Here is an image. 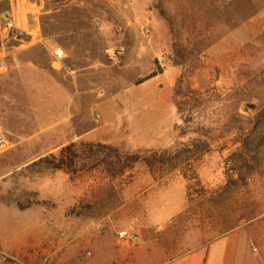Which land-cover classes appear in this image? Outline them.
Masks as SVG:
<instances>
[{
	"label": "rangeland",
	"instance_id": "obj_1",
	"mask_svg": "<svg viewBox=\"0 0 264 264\" xmlns=\"http://www.w3.org/2000/svg\"><path fill=\"white\" fill-rule=\"evenodd\" d=\"M218 1L0 0V100L7 99L5 105L11 107L9 129L0 126L7 140L0 153V264H102L118 253L116 243L129 251L133 242L120 238L118 231H133L142 221L146 183L140 177L150 173L143 163L134 165L130 178L127 173L110 177L100 168L69 174L37 163L60 148L52 127L46 134L37 132L36 114L29 108L34 104V71L25 80L16 68L28 56L46 71L68 69L75 75L76 93L77 73L85 69L90 116L80 117L77 127L93 128V133L121 125L130 132L132 123L144 122L145 99L172 72L149 76L178 67L177 134L168 148L185 151L180 169L150 174L157 180L181 171L198 174L206 157L218 151L212 163L222 171V183L202 185V190L191 180L187 231L182 235L168 227L165 237L176 241L173 252L180 253L182 236L211 240L218 229L236 223L227 233L240 232L255 244L247 227L257 222V234L264 238V218L253 220L264 213V0ZM222 2L218 15L213 10ZM5 10L13 13L12 30L3 26ZM166 17L179 32V47L172 45ZM191 23L215 38L199 52L182 51V42L189 40V47L192 42L183 25ZM56 46L64 50L61 58L53 54ZM34 47L35 53H26ZM119 47L123 52L114 53ZM103 102L110 108L99 106ZM133 136L140 144L149 142L144 134ZM162 232L141 230L146 239L161 240Z\"/></svg>",
	"mask_w": 264,
	"mask_h": 264
},
{
	"label": "crops",
	"instance_id": "obj_2",
	"mask_svg": "<svg viewBox=\"0 0 264 264\" xmlns=\"http://www.w3.org/2000/svg\"><path fill=\"white\" fill-rule=\"evenodd\" d=\"M36 50L37 48L34 47L26 53H35ZM31 59L29 56L20 59L16 68L20 71L21 78L25 80L30 78V70L34 71V104L29 108L35 111L38 133L50 132L49 127L54 129L51 134L59 137V144L55 146L56 148H61L72 141H99L125 149L166 148L174 143L177 134L174 85L179 74L178 67L170 65L158 72L157 75L160 76L170 70L172 78L162 88L153 90L151 95L145 99L146 120L144 122L132 123L130 132L121 125L118 130L103 126L99 128V131L93 133V128L78 130L77 127L80 117H84V114L87 118L90 116V90L89 85L85 86L84 83V79L88 80L89 75L85 69L77 73L76 78L79 86L76 93L75 75L69 74L68 69L55 72L46 71L45 67ZM80 81H83L82 85H80ZM25 90L27 91V88L23 87L24 92H26ZM6 101L7 99L0 100V126L2 129H9L10 124L7 110H10L11 107L5 105ZM99 106L105 109L110 108L107 102L100 103ZM130 134H132L131 137H129ZM137 134L146 135L149 142L138 143L133 136ZM219 154L217 151L210 155L211 157H206L198 168V180L206 188L207 185L216 187L222 183V171L216 170L214 164L218 160ZM208 158L211 159L208 160ZM140 178L146 183V193L143 201V219L136 222L133 228V232L138 235V241L133 242L129 251L124 249L121 242L116 243L118 253L114 255L113 259L108 257L102 264H264V238L257 234L260 227L257 222L247 227L248 231L253 233L255 244H251L250 240L243 238L240 232L231 235L234 232L232 230L205 241L202 237L189 236L190 238H185L182 236V244H180L182 252H173L177 243L172 237H165L170 235L166 229L169 227L171 232L172 229L178 228L182 235H185L187 231L185 214L189 205L188 180L181 173H174L161 180L154 179L150 173H145ZM213 204L212 201L211 207L215 211L216 208ZM260 218H264V213L258 214L253 220L256 221ZM142 228H150L156 233L162 230L164 236L161 240L158 238L146 239L141 233Z\"/></svg>",
	"mask_w": 264,
	"mask_h": 264
},
{
	"label": "trees",
	"instance_id": "obj_3",
	"mask_svg": "<svg viewBox=\"0 0 264 264\" xmlns=\"http://www.w3.org/2000/svg\"><path fill=\"white\" fill-rule=\"evenodd\" d=\"M224 1V3H226V0ZM231 1L235 2V0ZM224 3L222 5L217 4L215 6V10L213 11L217 12L218 15H221L222 8L225 7ZM160 12L162 15L166 16L162 8H160ZM166 19L170 24L173 40L172 45L174 48H176L177 46L179 47V32L173 28L171 18L166 17ZM186 26L183 25L185 30L188 31V36L192 38V42L190 43V47L189 40L186 44H183L182 42V51L188 49L189 52H191L192 50L199 52L214 42L215 38L210 39L208 36L204 35L203 32H200L199 28L194 27L192 23ZM158 72H161V70L153 72L149 77L155 75ZM183 150L185 151L184 148L176 147H174L173 149H169L168 147L124 149L99 141H72L62 146L59 149L58 153H50L48 155H44L40 157L36 162L43 164V166L46 168L63 169L69 174L75 173L77 170L83 168H100L110 177L122 176L127 173V175H129V178L130 171L134 167V165L136 163H143L147 167L148 171L153 176H155L156 173H160L161 171L167 174L174 169H180L181 161L179 158L182 157L181 154ZM206 150V148H203V151ZM239 159H241L242 163L245 164V160L243 161V157L240 156ZM181 174L186 180H188L187 189L191 186V180H194L197 186L201 185L195 172L192 175H188L185 172L181 171ZM239 174L240 179L243 178L241 169L239 171ZM201 189L204 190L205 188L201 185ZM202 190L197 192L198 196H201L203 194ZM214 192L215 190H213L210 195H212ZM190 196L191 193L188 192V200H190ZM208 200L209 202L213 201L210 196ZM233 226H236V223L225 226L222 229H218L217 235L224 234L225 232L233 228Z\"/></svg>",
	"mask_w": 264,
	"mask_h": 264
},
{
	"label": "built area",
	"instance_id": "obj_4",
	"mask_svg": "<svg viewBox=\"0 0 264 264\" xmlns=\"http://www.w3.org/2000/svg\"><path fill=\"white\" fill-rule=\"evenodd\" d=\"M3 26L8 30H12L15 28L13 13L11 10H5L3 12ZM114 53L121 54L123 52V47H119L118 49H114ZM53 54L56 58H61L64 54V50L62 47L57 46L53 50ZM110 55V53H109ZM7 149V140L3 133L0 131V153L4 152ZM229 166V163H226V167ZM118 236L122 239H127L129 242H136L138 240V235L131 230L122 229L118 231ZM255 250V248H253Z\"/></svg>",
	"mask_w": 264,
	"mask_h": 264
}]
</instances>
